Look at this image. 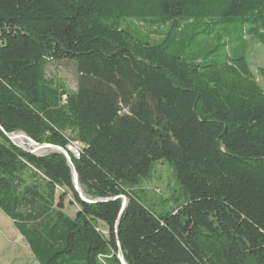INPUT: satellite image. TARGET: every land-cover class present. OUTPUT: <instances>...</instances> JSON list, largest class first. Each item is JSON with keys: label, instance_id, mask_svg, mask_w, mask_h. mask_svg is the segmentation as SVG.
Listing matches in <instances>:
<instances>
[{"label": "trees", "instance_id": "obj_1", "mask_svg": "<svg viewBox=\"0 0 264 264\" xmlns=\"http://www.w3.org/2000/svg\"><path fill=\"white\" fill-rule=\"evenodd\" d=\"M245 34L264 45V0H0V209L40 264H121L120 248L129 264H264V68L261 85ZM17 132L67 150L107 201ZM162 160L185 201L156 213L135 187Z\"/></svg>", "mask_w": 264, "mask_h": 264}, {"label": "rangeland", "instance_id": "obj_2", "mask_svg": "<svg viewBox=\"0 0 264 264\" xmlns=\"http://www.w3.org/2000/svg\"><path fill=\"white\" fill-rule=\"evenodd\" d=\"M144 30L146 32L148 31L145 27ZM150 35L152 40L160 39L159 35L155 33H151ZM243 49L248 57L253 72L257 75L258 82L262 85L263 79L258 75V71L260 68H264V45L251 38L250 35L245 34ZM47 75L62 80L71 90L76 89V70L73 63L67 61H53L47 67ZM16 134H20V132ZM19 139L24 140L23 142L27 144L25 146L29 147V143L26 139ZM17 140L16 142L18 143ZM45 153H48V151L42 150L39 154ZM27 178L29 180L30 175H28ZM135 188L140 191L139 196L143 202L156 213L171 211L185 201L180 185L174 177L173 169L165 160L156 162L151 178L145 179L140 184L136 185ZM61 192V189H58L57 196H59ZM86 196L90 198V196ZM79 210L80 206L75 203L70 193V195L65 198L63 211L71 218H75ZM100 228L106 235L109 234V228L104 223H100ZM0 264H40L31 252L27 242L13 225L12 220L6 216L1 209Z\"/></svg>", "mask_w": 264, "mask_h": 264}, {"label": "water", "instance_id": "obj_3", "mask_svg": "<svg viewBox=\"0 0 264 264\" xmlns=\"http://www.w3.org/2000/svg\"><path fill=\"white\" fill-rule=\"evenodd\" d=\"M7 137L11 140V142H13V143L17 144L18 146L22 147L27 152H29L31 154H34V155H37V156L47 155L49 153H60V154H63L66 157V159L68 161V164H69V166H70V168L72 170L74 188L78 192L80 198L84 202H88V203H96V202H99V201L100 202L107 201V200H101V199H91V198H88L84 194V192H83V190L81 188V185H80L79 174H78V172H77V170L75 168V165L73 163L72 157H71L70 153L67 150H65L64 148H61L59 146H55V145H52V144H48V143L40 144V143L36 142L35 140H33L31 137H29L24 132H20V134H16V133L8 134L7 133ZM19 138L26 139L28 141V143H29L28 144L29 147L18 144L16 142V140L19 139ZM41 150H47L48 153L39 154L38 152L41 151ZM119 198L122 199V208H121V212H120V215H121L124 212V210L127 207V205L129 204L130 200L124 195L119 196ZM118 259L121 262V264H129L126 261L121 248L119 249V252H118Z\"/></svg>", "mask_w": 264, "mask_h": 264}, {"label": "built area", "instance_id": "obj_4", "mask_svg": "<svg viewBox=\"0 0 264 264\" xmlns=\"http://www.w3.org/2000/svg\"><path fill=\"white\" fill-rule=\"evenodd\" d=\"M68 150L70 152H72L75 156H79L80 155V148H81V145L78 143V142H74L72 144H69L68 145Z\"/></svg>", "mask_w": 264, "mask_h": 264}, {"label": "bare ground", "instance_id": "obj_5", "mask_svg": "<svg viewBox=\"0 0 264 264\" xmlns=\"http://www.w3.org/2000/svg\"><path fill=\"white\" fill-rule=\"evenodd\" d=\"M18 141V143L20 144V145H23V146H25V145H27V144H25L23 141L24 140H22V139H19V140H17ZM42 152V150L41 151H39L38 153H41Z\"/></svg>", "mask_w": 264, "mask_h": 264}]
</instances>
